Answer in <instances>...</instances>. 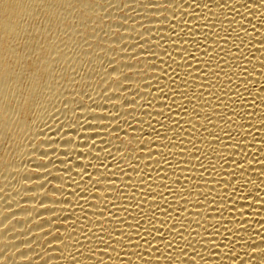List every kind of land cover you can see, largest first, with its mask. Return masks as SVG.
I'll use <instances>...</instances> for the list:
<instances>
[{"label":"bare ground","instance_id":"6f19581e","mask_svg":"<svg viewBox=\"0 0 264 264\" xmlns=\"http://www.w3.org/2000/svg\"><path fill=\"white\" fill-rule=\"evenodd\" d=\"M0 264H264V0H0Z\"/></svg>","mask_w":264,"mask_h":264}]
</instances>
